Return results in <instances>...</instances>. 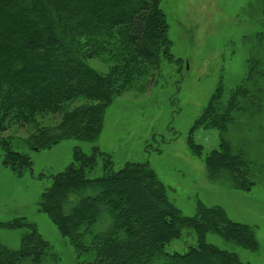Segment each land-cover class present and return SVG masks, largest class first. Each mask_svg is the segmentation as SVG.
<instances>
[{"label": "rangeland", "instance_id": "374dc122", "mask_svg": "<svg viewBox=\"0 0 264 264\" xmlns=\"http://www.w3.org/2000/svg\"><path fill=\"white\" fill-rule=\"evenodd\" d=\"M159 5L169 24L172 57L157 65L135 54L124 26L110 33H85L89 38L103 39L95 52L86 36L75 44L84 61L110 79L114 88L94 142L71 138L51 147H32L35 133L57 125L77 105L91 102L74 98L63 103L60 110L38 112L26 102L19 116L13 117L15 111L11 110L12 118L3 119L5 95L0 91V222L20 219L34 224L51 247V254L38 264H85L81 261L84 257L77 258L68 239L38 209V201L50 184L49 176L72 161L74 146L90 153L93 144L109 155L113 169L127 161L147 164L183 215H195L199 203L205 207L217 205L232 221L250 226L257 241L255 250L216 231L207 232L205 240L235 253L243 263L264 264V37L262 44L253 40L259 33L264 36V3L161 0ZM252 71L256 81L250 80L244 92L247 102L237 110V122L227 125L224 131L218 126L196 125L211 97L217 98L221 92L224 107L232 92L249 81ZM48 74L51 78L62 76L59 68ZM222 141L229 142L231 152L240 153L245 162L246 178L235 172L236 182L242 187L208 177L206 157L219 149ZM5 142L31 160V169L22 166L15 173L3 164ZM98 163H102L100 158ZM109 196L113 198L114 192L100 194L96 204L102 206ZM135 202L127 197L118 204L136 210ZM140 216L136 211L134 224L142 219ZM70 218L72 222L79 221L77 214ZM156 221L159 223V218ZM26 232L25 227L0 225V242L18 248ZM196 244L195 233L185 232L167 243L165 250L184 252Z\"/></svg>", "mask_w": 264, "mask_h": 264}, {"label": "trees", "instance_id": "16d2710c", "mask_svg": "<svg viewBox=\"0 0 264 264\" xmlns=\"http://www.w3.org/2000/svg\"><path fill=\"white\" fill-rule=\"evenodd\" d=\"M76 1L0 0V91L5 95L2 118L11 119V110L15 111L13 117L19 116L26 102L37 112L60 110L63 103L74 98L91 102L77 105L60 123L35 133L32 147H51L71 138L94 142L101 132L114 88L110 79L91 68L78 53L75 44L82 36L87 37L92 52L103 41L85 33H110L124 26L135 54L147 63L157 65L172 57L161 0ZM263 37L259 33L253 40L262 44ZM58 68L62 76L51 78L48 73ZM253 72L245 85L232 92L224 107L221 92L217 98L211 97L196 125L218 126L224 131L237 122V110L247 102L244 92L250 80L256 81ZM2 144L5 166L15 173L22 166L31 169L28 157L12 150L8 142ZM231 151L229 142L222 141L220 148L206 157V171L212 181L242 187L235 172L245 177L248 171L240 153ZM49 179L38 209L68 239L77 258L84 257L81 261L85 264H247L235 253L206 242L209 231L250 250L257 248L253 229L229 219L221 207L199 203L195 215L185 216L168 199L163 183L147 164L127 161L113 169L109 155L94 144L90 153L74 146L72 161ZM112 192L113 198L104 199L102 206L96 204L100 194ZM127 197L136 201V210L118 204ZM136 211L142 219L134 224ZM73 214L79 216L78 222H72ZM0 225L28 230L18 248L0 242V264H38L51 254L48 240L33 223L17 219ZM185 232H194L197 244L184 252H167L165 245Z\"/></svg>", "mask_w": 264, "mask_h": 264}]
</instances>
